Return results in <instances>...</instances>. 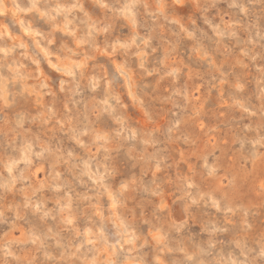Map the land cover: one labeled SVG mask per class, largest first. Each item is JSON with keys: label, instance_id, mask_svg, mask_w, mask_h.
I'll return each mask as SVG.
<instances>
[{"label": "clouds", "instance_id": "1", "mask_svg": "<svg viewBox=\"0 0 264 264\" xmlns=\"http://www.w3.org/2000/svg\"><path fill=\"white\" fill-rule=\"evenodd\" d=\"M0 264H264V0H0Z\"/></svg>", "mask_w": 264, "mask_h": 264}]
</instances>
